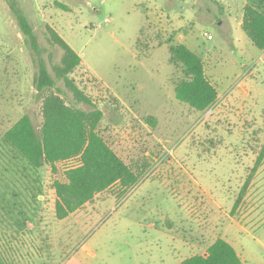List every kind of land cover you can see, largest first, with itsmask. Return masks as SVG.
I'll return each mask as SVG.
<instances>
[{
	"label": "rangeland",
	"instance_id": "rangeland-1",
	"mask_svg": "<svg viewBox=\"0 0 264 264\" xmlns=\"http://www.w3.org/2000/svg\"><path fill=\"white\" fill-rule=\"evenodd\" d=\"M16 1L37 49L0 0V249L11 248L9 263L180 264L221 237L244 264H264V158L234 207L264 147V49L237 23L244 0ZM47 25L81 57L69 76L90 103L61 79L52 89L102 111L97 131L124 162L149 163L134 186L116 183L62 219L53 182L73 161L34 171L2 143L24 113L39 132L45 91L34 77L40 62L54 76L62 54ZM179 43L217 90L204 111L176 97L182 72L169 48Z\"/></svg>",
	"mask_w": 264,
	"mask_h": 264
},
{
	"label": "trees",
	"instance_id": "trees-1",
	"mask_svg": "<svg viewBox=\"0 0 264 264\" xmlns=\"http://www.w3.org/2000/svg\"><path fill=\"white\" fill-rule=\"evenodd\" d=\"M9 6L27 42L37 49L33 26L24 11L16 0H9ZM46 27L48 42L59 46L62 54L59 63L52 65L54 76L50 74L45 62H40L34 77L36 88L45 91L39 132L35 130L30 116L24 113L4 132L2 143L24 159L34 171L44 165H50L56 171L57 163L73 161L64 169L63 179L53 182L56 195L55 216L62 219L116 183L120 186V192L134 186L145 174L149 163L145 159L131 164L124 162L97 131L102 111L98 108L85 111L67 104L60 95L59 88L52 89L55 80L61 79L77 102L90 103L89 98L69 76L79 66L81 57L50 25ZM240 27L256 47L264 49L262 0H249L243 5ZM169 54L170 63L182 72V77L175 82L176 97L197 111H204L213 105L217 99V90L205 76L201 58L182 43L170 46ZM263 158L264 147L257 156L234 207L239 204ZM10 249L8 245L5 252L0 249V264H10ZM180 264L244 262L230 242L218 237L204 254L186 257Z\"/></svg>",
	"mask_w": 264,
	"mask_h": 264
},
{
	"label": "crops",
	"instance_id": "crops-1",
	"mask_svg": "<svg viewBox=\"0 0 264 264\" xmlns=\"http://www.w3.org/2000/svg\"><path fill=\"white\" fill-rule=\"evenodd\" d=\"M249 2V0H244L243 5ZM242 5V7H243ZM241 16H242V11H240L239 18L237 19V23L240 25L241 24Z\"/></svg>",
	"mask_w": 264,
	"mask_h": 264
},
{
	"label": "built area",
	"instance_id": "built-area-1",
	"mask_svg": "<svg viewBox=\"0 0 264 264\" xmlns=\"http://www.w3.org/2000/svg\"><path fill=\"white\" fill-rule=\"evenodd\" d=\"M207 37L210 39L211 38V35L209 34V35H207Z\"/></svg>",
	"mask_w": 264,
	"mask_h": 264
}]
</instances>
